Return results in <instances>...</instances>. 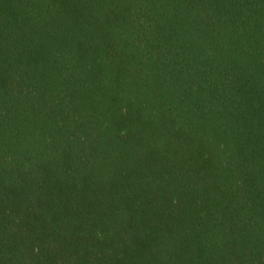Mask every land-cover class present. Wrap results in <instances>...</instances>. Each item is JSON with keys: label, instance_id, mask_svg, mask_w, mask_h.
Returning <instances> with one entry per match:
<instances>
[{"label": "trees", "instance_id": "16d2710c", "mask_svg": "<svg viewBox=\"0 0 264 264\" xmlns=\"http://www.w3.org/2000/svg\"><path fill=\"white\" fill-rule=\"evenodd\" d=\"M0 264H264V0H0Z\"/></svg>", "mask_w": 264, "mask_h": 264}]
</instances>
